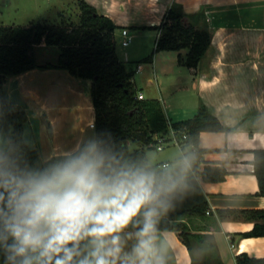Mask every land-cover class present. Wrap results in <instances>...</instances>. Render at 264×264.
I'll use <instances>...</instances> for the list:
<instances>
[{
    "label": "crops",
    "instance_id": "crops-1",
    "mask_svg": "<svg viewBox=\"0 0 264 264\" xmlns=\"http://www.w3.org/2000/svg\"><path fill=\"white\" fill-rule=\"evenodd\" d=\"M84 1L119 26L117 40L124 39L123 29H128L132 39L145 37V45L141 43L134 53L119 60L135 73L127 62L130 56L139 59L136 72L145 76L148 98L161 101L170 121L191 119L205 104L225 129L200 133L202 151L196 167L186 156V151L196 146L185 144L181 153L156 164L166 165L164 169L179 178V187L169 196L167 210L160 214L156 226L183 222L189 228L186 243L177 231L156 227V245L164 264H237L242 253L264 258V236L244 235L253 230L256 221L220 214L224 209L264 210V196L254 173V151L264 149V0ZM174 4L188 14L204 10L208 19L212 43L195 72L179 63L178 51H158L143 61L155 50L160 31L154 26L163 22ZM4 89L12 109L27 113L24 136L28 145L38 150L43 167L78 154L88 132L95 131L90 80L65 69L36 68L9 77ZM137 93L146 98L144 91ZM0 140V150L7 151L10 137L0 133ZM185 160L190 164L186 170ZM208 167L224 168L225 178L205 180L202 172ZM195 207L204 211L179 216ZM136 230H125V252L134 245Z\"/></svg>",
    "mask_w": 264,
    "mask_h": 264
},
{
    "label": "trees",
    "instance_id": "trees-1",
    "mask_svg": "<svg viewBox=\"0 0 264 264\" xmlns=\"http://www.w3.org/2000/svg\"><path fill=\"white\" fill-rule=\"evenodd\" d=\"M78 8L79 25H0V133L8 134L11 142L7 151L0 150V155L8 158L11 170L16 174L35 172L41 163L38 150L31 148L24 136L28 115L23 109H12L4 89L9 77L36 68L65 69L77 78L91 81L95 142L109 170L148 167L159 176L166 169L151 164L145 148H155L156 135H168L171 130L181 140L187 134L188 138L183 140L186 146H196L186 151L191 165L196 167L202 151L199 148L200 133L225 130L218 117L207 105L202 104L193 118L172 122L159 99L139 98L134 84V71L128 70L117 56L116 33L119 26L84 0L78 2ZM154 28L160 31L155 50L143 61L152 59L158 51H178L179 63L195 72L212 43L204 10L188 14L178 4H174L168 9L163 22ZM40 45L57 49L58 56L54 62H38L35 48ZM182 50H187L186 54H182ZM130 143L138 144L139 148L131 150ZM254 153V173L259 181V193L264 196V149H256ZM170 174L174 177L172 172ZM202 175L208 181H222L226 170L208 167ZM169 202L170 197L167 205ZM203 211L202 207H195L179 216ZM220 214L222 217L243 215L253 219L256 221L253 230L244 235L264 236L263 209H224L220 210ZM156 227L173 229L188 243L189 228L185 223L167 222ZM236 259L237 264H264V258L252 257L247 253L239 254ZM0 264H6L3 249H0Z\"/></svg>",
    "mask_w": 264,
    "mask_h": 264
},
{
    "label": "clouds",
    "instance_id": "clouds-1",
    "mask_svg": "<svg viewBox=\"0 0 264 264\" xmlns=\"http://www.w3.org/2000/svg\"><path fill=\"white\" fill-rule=\"evenodd\" d=\"M190 167L187 160L183 168ZM179 187L168 170H109L97 142L41 172L0 155V249L6 264H164L156 223ZM135 243L124 251L126 229ZM129 238H133L132 235Z\"/></svg>",
    "mask_w": 264,
    "mask_h": 264
},
{
    "label": "rangeland",
    "instance_id": "rangeland-1",
    "mask_svg": "<svg viewBox=\"0 0 264 264\" xmlns=\"http://www.w3.org/2000/svg\"><path fill=\"white\" fill-rule=\"evenodd\" d=\"M48 23L51 25H63L74 23L80 24V10L78 8V0H0V25H18L30 26L31 24ZM148 36V35H145ZM123 39L117 40L116 52L120 60L125 59L126 55L134 53L140 48L141 43L145 45V37L141 39L133 38L130 45L124 46ZM149 42V38L146 39ZM150 43V42H149ZM150 44H148L149 47ZM154 43L152 44V46ZM44 47V48H43ZM37 48V49H36ZM36 55L38 62L44 63L47 61H55L58 56V51L55 47L46 45L37 46ZM139 51H143L139 50ZM136 55V54H135ZM129 57V56H128ZM130 56L127 67L135 70V88L137 92L144 91L146 98H148V90L144 89V74L137 73L139 59ZM143 60V59H141ZM145 63V62H143ZM148 74V73H147ZM95 131L90 130L86 138L85 145L90 141H95ZM0 140V144H1ZM84 145V146H85ZM139 148L136 143H130V149ZM146 155L150 163L156 165L167 161L175 153H181V146L170 143L167 144L163 150L157 148H145ZM42 164L38 166L35 172H41L47 167Z\"/></svg>",
    "mask_w": 264,
    "mask_h": 264
},
{
    "label": "built area",
    "instance_id": "built-area-1",
    "mask_svg": "<svg viewBox=\"0 0 264 264\" xmlns=\"http://www.w3.org/2000/svg\"><path fill=\"white\" fill-rule=\"evenodd\" d=\"M122 34L124 36V39L122 41V44L124 46L130 45V43L132 41V36L129 34L128 29H123L122 30ZM138 97L139 98H142L141 94H138ZM170 135L171 136H167V135H156L157 142L155 143V148H157L159 150H163L164 147L167 144H170V143H174V144H177V145H179V146L182 147L183 146L182 140H185V139L188 138L187 137V134H184L182 140H179L177 138L176 132L174 130H171ZM163 167L164 168H167L166 165H164Z\"/></svg>",
    "mask_w": 264,
    "mask_h": 264
},
{
    "label": "water",
    "instance_id": "water-1",
    "mask_svg": "<svg viewBox=\"0 0 264 264\" xmlns=\"http://www.w3.org/2000/svg\"><path fill=\"white\" fill-rule=\"evenodd\" d=\"M11 131H12L11 137H13L14 136V133H13L14 127L13 126L11 127Z\"/></svg>",
    "mask_w": 264,
    "mask_h": 264
}]
</instances>
